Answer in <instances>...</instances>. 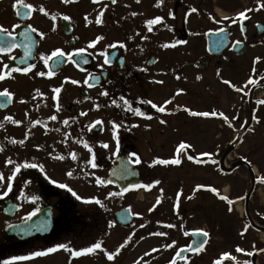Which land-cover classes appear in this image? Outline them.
I'll return each mask as SVG.
<instances>
[{
	"label": "flooded vegetation",
	"instance_id": "af4514ba",
	"mask_svg": "<svg viewBox=\"0 0 264 264\" xmlns=\"http://www.w3.org/2000/svg\"><path fill=\"white\" fill-rule=\"evenodd\" d=\"M41 7L47 15L39 10ZM242 11L246 19L237 15ZM225 16L229 19L224 20ZM156 17L161 18L157 23H147ZM0 26L13 33L7 36L0 32V47L15 45L11 52L0 53V74H6L0 80V92L6 89L12 93L10 101L0 95V232L40 211H45V219L41 214L39 221L43 222L42 230L51 224L47 234L22 239L0 233V260L30 256L58 244L79 251L100 241L101 249L97 250L105 263L168 264L177 249L190 240L184 236L182 242L179 236L184 233L185 217L173 212L167 219H152V226L158 223L166 227L165 233L173 232L178 237L157 238L159 241L150 242L149 252L135 257V249L144 240L135 237V227L142 225L140 216L121 205L117 209L128 207L133 216L130 224L121 225L114 218L117 209L108 213L107 172L117 156L133 162L138 158L153 171L151 175L155 176L151 178H158L157 167L166 166L170 168L169 185H181L187 178L185 156L190 151H180L181 143H189L186 106L191 102L186 92L200 88L196 96L212 102L211 112L217 113L213 116L215 122L222 126L219 134L212 136L210 153L206 149L207 155L198 154L196 160L211 163L213 177L228 179L214 182L216 191L211 192L215 204L232 211L240 204L248 214L247 229L241 235L247 238L237 245L244 251H234L232 244V251H217L213 259L232 264V256H243L250 264H264V166L253 163L243 143L244 137H252L255 116L264 119V92L256 93L264 90V0H161L159 4L158 0H0ZM135 28L137 35L141 29L148 30L154 41L152 52L141 61L137 59L142 55H135ZM25 29L31 40L19 35ZM97 37L102 39L89 47ZM55 49L65 55L53 57L45 65L41 57L50 56ZM78 49L85 51L78 53ZM30 65L33 67L27 73L15 70ZM49 71L54 74L36 75ZM145 75L150 88L158 79L159 100L135 95V80ZM55 88L61 91L56 93ZM105 92L107 95H102ZM255 103L260 104L257 113ZM153 104L163 106L165 111H157ZM136 109L142 115H136ZM53 116L56 118L50 119ZM147 150L154 156L159 153L152 162L180 159L181 163H146L142 153ZM32 164L37 167L26 166ZM92 164L100 166L99 180L106 182L98 189L90 188ZM60 184L67 185L81 199ZM112 188L116 196L135 193V189H127L119 194ZM175 195L179 202L183 190L179 188L175 194L170 189V196ZM89 198L99 199L101 204L85 203ZM8 203L14 206L7 211L10 213L5 212ZM111 227L127 231L109 247L105 239ZM84 241L85 247L76 245ZM169 244L172 246L166 247ZM118 247L119 253L108 260L105 253H115ZM223 253L230 256L221 259ZM85 256L90 262L93 253L74 257L70 251L58 249L12 264H76ZM199 256V251L186 254L175 264H201Z\"/></svg>",
	"mask_w": 264,
	"mask_h": 264
},
{
	"label": "rangeland",
	"instance_id": "374dc122",
	"mask_svg": "<svg viewBox=\"0 0 264 264\" xmlns=\"http://www.w3.org/2000/svg\"><path fill=\"white\" fill-rule=\"evenodd\" d=\"M137 31V28H135V55L140 53L142 57L137 60L141 61L144 56L152 52L150 46L154 43V41L151 37H149L150 34L148 30L141 29L138 35ZM146 76L147 75H145L143 78L138 77L135 80V95L143 94L145 98L153 96L156 100H159L161 94L159 92L160 86L158 83V79L157 84L150 88V86L148 85V80L146 81ZM196 89L200 90V88H195L194 90L188 89L186 92L188 101L191 102L186 106V109H189V114L186 119L189 131L188 141L192 144V146L189 149L190 151L186 153L185 156V166L187 167V178L185 179V181L181 183V185L178 184L177 186H170V182L168 181L169 177L167 178V173L170 172V168H167L166 166L157 167L159 168L157 170L159 176L158 178L156 177L155 179H153L155 176L154 174L151 175L153 171H151L150 167L147 164L140 160L139 163H137V166L140 168L143 176V185L141 188L135 190V193L130 192L124 196H116L112 192L113 188L109 185L107 186V189L109 190V192L107 193V209L109 214H112V211L116 210L119 206L126 205L133 210V213L136 216H140L139 222L143 225V227H135V237H140L144 240H142L139 243L138 248L135 249V257L139 254H142L143 252H149L148 248L151 244L150 242H157V238H167L171 236L178 237L176 234L171 235L170 233H166L167 236H160L158 234H155L160 232L165 233V227H154L151 223H149L152 221V219H154V221H156L155 219H167L168 216L174 214L173 212H175V214H183V216L185 217V222L183 223V225L186 230H195V228L199 229L202 226L208 229L209 234L207 242L204 244L203 248L200 249L201 256L199 257L201 264H212L213 256L217 253V251L227 252L233 247L236 250L237 245L242 243V241L244 242V240L247 238V236L245 235L243 239H241L237 233V226L247 223V218L238 219L235 213L229 211L228 207L216 205L210 191L204 188L207 186H210L212 188L215 186L214 182L221 183L226 179H217L216 177H213V165L211 163L205 161L203 162V164H201V161L197 162L198 160L195 162L196 154H199V156H201V153H204V151L206 152L208 146H211L210 143L213 140L212 136H214L215 134H219V127L222 126L220 122H218L220 124L218 125V123L215 122V117L211 115L199 116L191 114L192 112H207L209 114L212 113L210 106L212 105V102L207 100L203 101L200 95L196 96L197 94H199V91L197 92ZM263 92L264 90L261 89H258L256 91L257 94H261ZM259 105V103H255V105H253V108L255 107V113L259 111ZM262 113L264 114V110L262 111ZM254 119L257 122L255 124L258 125V127H263V129L256 128L254 132L251 133L252 137H244L243 143L250 150V157L253 163H255L258 167H261V165L264 166V125L261 124L263 123L264 119L260 118V116H255ZM216 125H218V127ZM201 131H203V133H200ZM208 153H210L209 149ZM142 155L143 157H145L144 160L146 163H151L152 158L158 157L159 153H156L154 156L152 154H149L147 150L144 151ZM188 155H192L194 159L191 161L188 160ZM203 156H205V153ZM101 173L102 170L99 165H97L96 167L92 166V183L90 186L91 189H98V187H100V184H97L96 181L100 178L99 175ZM154 181H159V183L154 184ZM226 181H228V179ZM149 184H152L151 188L147 187V185ZM179 188L183 190V197H181L178 202L177 195L173 197L170 196V189H173L175 194H177ZM261 191L264 192V189H261ZM262 192L260 196L263 195ZM109 193H112V195L110 196ZM116 194L118 193L116 192ZM190 195H195L194 199L191 197V201L189 200ZM157 200H159V203H157ZM149 209H151V211H149ZM244 229L246 231L247 227ZM126 231L127 230H118L114 227H111L110 229L108 228L107 237L105 239L107 240V245H109V247H112L111 244L117 243L118 238L125 236ZM0 233L1 235H3V230H1ZM84 236L85 234H80V237L83 238ZM180 236L182 238V234H180ZM183 240L184 239H182L181 241L183 242ZM232 244L234 245L233 247ZM76 245L81 247L86 246L85 241L82 243L79 242ZM191 259H194V257H191ZM90 260L91 261L89 262V258L85 256L81 261H77L76 264H111L108 263V261L105 263V261L101 260L99 250L93 252L92 259ZM4 261V259L0 260V264H3ZM232 261V264H244L245 261L249 262V260L244 259L243 256H236L235 259H232ZM190 262L191 264H194L192 261ZM221 263L222 262H220V264Z\"/></svg>",
	"mask_w": 264,
	"mask_h": 264
},
{
	"label": "snow or ice",
	"instance_id": "6c2138e0",
	"mask_svg": "<svg viewBox=\"0 0 264 264\" xmlns=\"http://www.w3.org/2000/svg\"><path fill=\"white\" fill-rule=\"evenodd\" d=\"M64 2L67 3V2H69V0H64ZM93 2H94V3H97L98 0H93ZM115 2H116V0H112V3H115ZM160 2H161V0H158V4H159ZM15 6H16V5L14 4V7H15ZM29 7H31V6H29ZM39 10H40L41 12H44L45 15H47V12H45V10L43 9V7H41ZM191 11L195 12L196 9L193 8ZM246 11H250V10H246ZM18 14H19V13H18ZM134 15H135V14H134ZM237 15H238L239 17H241V18H245V19L247 18V17L245 16V12H244V11L238 13ZM64 19H68V17L65 16ZM160 19H161L160 17H156L154 20H149V21H147V23H148L149 25H152V24L157 23ZM223 19H224V20H228L229 17L225 16V17H223ZM96 22H97V23H100V19H99V17H97V21H96ZM232 22H233V23H236L235 20H233ZM13 27H14V28H18L19 25H14ZM29 28H31L30 25H29ZM31 30H32L33 32H36V31H37V30L34 29V28H32ZM149 30H151V28H150ZM241 31H243V27L241 28ZM0 32L5 33L7 36H12V35H13L12 32L8 31V29L4 28L3 26H0ZM19 35L23 36L26 40H31V39H32V37L29 35L28 29H25L24 32H20ZM40 36H41V38H42V37H43V33H40ZM99 39H102V37H97L96 40L91 41L90 44H89V47L94 46V45L96 44L97 40H99ZM168 46H169V45H164V47H168ZM13 47H15V45H13V44H9V45H7L6 47H0V53H9V52H11V50H12ZM83 51H85V49H78V50H77L78 53L83 52ZM27 52H28V50H27V48H26V49H25V54H26V55H27ZM64 55H65V54H64L60 49H55V50L51 53L50 56H47V57L42 56L41 59L44 61L45 65H47V64H48V61H49L50 59H52L53 57L64 56ZM9 59H12V57L10 56ZM257 59H259V58L257 57ZM85 62H86V61H85ZM104 62H105V63H108V60L105 59ZM4 67L6 68V67H8V66H7V65H4ZM31 67H33V66L30 65V66L27 67V68H17V69H15V70L18 71V72L27 73V72L30 70ZM53 74H54V73H52L51 71H49L48 73H45V72H37V73H36V75H38V76H45V75L51 76V75H53ZM5 75H6V74H0V80L5 79ZM66 79H67V78H66ZM224 82H225V83H229L228 81H224ZM250 82H254V81H251V78H250ZM72 83H77V81H72ZM60 91H61L60 88H55V89H54V92H56V93H59ZM0 95L7 96L9 101H10L11 98H12V93L8 92V90H6V89H5L3 92H0ZM102 95H107V93H106V92H105V93H102ZM169 102H170V101H165L166 104L169 103ZM125 103H127V101H125ZM147 103H150V102H147ZM261 103H264V101H261ZM2 106H3V105L0 104V107H2ZM152 107H153V108H156L157 111H159V112H164V111H165V108H164L163 106L157 107L155 104H153ZM129 110H131V109H129ZM82 114H83V113H82ZM135 114H136V115H142V113L140 112L139 109H136V110H135ZM191 114H192V115H199V116H208V115L216 116V115H217L216 112H212L211 114H209V113H207V112H203V113H195V112H192ZM220 115L223 116V113H221ZM55 118H56V117L53 116V117H51L50 119H55ZM224 119H225V121H227V117H224ZM16 123L19 124L20 121H16ZM64 123L66 124L67 121H65ZM97 123H99V121H97ZM161 123H164V121H161ZM0 127H2V125H0ZM21 143H22V141H21ZM84 146H85L86 148L88 147V145H87L86 143H85ZM104 147H107V145L105 144ZM186 147H187V148H190L191 145H187V146H186L185 144L181 143V145H180V149H181V150H184ZM89 151H91V149H89ZM133 155H135V154H133ZM205 155H207V154H205ZM60 159H63V157H60ZM73 159H75V154H73ZM187 159L191 161V160L194 159V157H193L192 155H188V156H187ZM8 162L11 163V161H8ZM197 162H200V161H197ZM213 162H214V161H213ZM134 163H139V159L137 158V159L134 161ZM152 163H153V164H157V163H159V164H168V163H172V164H177V165H178V164L181 163V161H180V159H172L171 161H169V160H159V159H157V160H153ZM26 166H28V167H37V165H35V164H32V165H26ZM92 166H93V167H96L95 164H92ZM18 170H19V169H17V171H18ZM69 175H71V173H69ZM0 180H3V176H2V174H0ZM9 181H11V177H9ZM96 182H97V184L106 183L105 181H102V180H99V179H98ZM53 183H56V182L53 181ZM153 183H154V184H158L159 181H154ZM59 187H61V188H67V190H68L69 192H72V195L75 196L77 200H80V199H81V197H79V196H78V195H77V194H76L71 188H68L67 185H65V184H60ZM147 187H148V188H151V187H152V184L147 185ZM197 187H200V186H197ZM10 189H11V183L9 182V190H10ZM212 191L215 192L216 189L213 188ZM7 194H8L7 191L3 193V195H5V196H6ZM109 195L111 196L112 193H109ZM221 198H222V199H227L226 197H221ZM84 202H85V203H88V202H95V203L98 204V205L101 204V201H100L99 199H96V198H89L88 200H85ZM157 203H159V200H157ZM228 203L231 204L232 201H228ZM101 206H102V205H101ZM149 211H151V209H149ZM229 211H231V208H229ZM141 227H143V225H141ZM168 227H174V225H168ZM155 234H158V235H160V236H164V235H166V233H164V232L155 233ZM187 234H188V233H185V235H187ZM193 234H194V235H200L201 233H200L199 231H197V232H194ZM202 235H203L204 237H207V236H208V233H207V232H203ZM206 242H207V241L205 240L203 243H200V244L198 245V247H190V250L193 251V252H197L199 249H202V248H203L204 243H206ZM173 243H175V242H173ZM171 246H172L171 244L166 245V247H171ZM120 247H123V245H121ZM58 249H64V250H66V251H70V252H71V255L75 257V256H80V255H82V254L93 253V252H95L97 249H101V242H100V241H97V242L93 243L90 247H87V248L81 249V250H79V251L69 249L68 246L65 245V244H58V245H56L55 247H50V248L46 249L45 251L32 252V253L30 254V256H13V257L10 258V260H5V261L3 262V264H12L13 261L26 260V259H30L31 257H36V256L46 255V254H48V253L55 252V251H57ZM119 251H120V248L118 247V248L116 249V252H115V253H105L106 256H107V259H108V260H112V259L114 258V255L118 254ZM153 251H156V249H153ZM236 251H237V252H243L244 250H243V249H240L239 247H237ZM261 251H264V249H262ZM177 254L179 255V253H177ZM145 255H147V253H146ZM247 255L251 256V255H252V252H248ZM229 256H230L229 253H223L221 259H223V258H225V257H229ZM232 259H235V257H232ZM170 264H175L174 260H173L172 262H170ZM214 264H220V261L217 260V261L214 262ZM244 264H250V262L245 261Z\"/></svg>",
	"mask_w": 264,
	"mask_h": 264
},
{
	"label": "water",
	"instance_id": "95a60500",
	"mask_svg": "<svg viewBox=\"0 0 264 264\" xmlns=\"http://www.w3.org/2000/svg\"><path fill=\"white\" fill-rule=\"evenodd\" d=\"M107 181L110 185L117 187L121 193H125L128 188H137L141 186L142 180L139 169L134 165V163L125 156H117L115 159L111 161V165L108 171ZM11 208H14L12 205H8L5 209L6 213H10ZM44 212L40 211L30 216V218L19 224H11L6 226L5 233L7 235H13L17 238L22 239L23 237L35 235L37 233L45 234L50 230L51 224L47 226L46 230H42L44 226L42 225L43 222L39 224L41 219V214L43 215L44 219ZM115 217L117 221L121 224H128L132 217L130 215V211L128 208H123L115 212ZM50 223V222H49ZM194 232H189L187 235L191 237V241L189 242L187 247L180 248L173 258L174 262L177 259H181L185 256L187 252H191L190 247H198L200 243H203L206 239L202 235H194Z\"/></svg>",
	"mask_w": 264,
	"mask_h": 264
},
{
	"label": "bare ground",
	"instance_id": "6f19581e",
	"mask_svg": "<svg viewBox=\"0 0 264 264\" xmlns=\"http://www.w3.org/2000/svg\"><path fill=\"white\" fill-rule=\"evenodd\" d=\"M224 191H226V189H224Z\"/></svg>",
	"mask_w": 264,
	"mask_h": 264
}]
</instances>
